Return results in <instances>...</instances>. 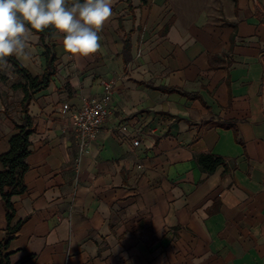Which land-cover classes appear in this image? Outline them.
<instances>
[{"label": "crops", "instance_id": "0c3cea01", "mask_svg": "<svg viewBox=\"0 0 264 264\" xmlns=\"http://www.w3.org/2000/svg\"><path fill=\"white\" fill-rule=\"evenodd\" d=\"M130 3L112 0L90 57L50 38L55 73L28 107L26 191L11 198V227L24 223L9 238L0 194L3 263L264 264V0ZM27 52L14 57L40 78L32 33ZM14 84L0 78V156L23 119ZM106 85L113 114L80 153L62 106ZM206 156L223 165L204 172Z\"/></svg>", "mask_w": 264, "mask_h": 264}, {"label": "clouds", "instance_id": "9594fccd", "mask_svg": "<svg viewBox=\"0 0 264 264\" xmlns=\"http://www.w3.org/2000/svg\"><path fill=\"white\" fill-rule=\"evenodd\" d=\"M112 17V0H0V67H10L11 56L28 59L31 32L50 28L62 35L70 58L90 57Z\"/></svg>", "mask_w": 264, "mask_h": 264}, {"label": "trees", "instance_id": "16d2710c", "mask_svg": "<svg viewBox=\"0 0 264 264\" xmlns=\"http://www.w3.org/2000/svg\"><path fill=\"white\" fill-rule=\"evenodd\" d=\"M131 11L130 0H125ZM141 4L145 5L147 0H139ZM33 35L39 37L40 42L43 44L45 52L44 57L46 61V69L44 74L39 77H33L26 68H24L14 56L8 57L7 62L11 66L15 75L20 76L23 83H17L12 86L13 89H19L22 91L23 98L20 103L21 113L23 115L21 125L15 124L17 133L13 135L9 140V150L7 153L0 156V163L3 166V171L0 172V194L2 199L3 209L5 211V217L7 222L6 236L16 234L24 220L18 222L15 226L11 227V222L14 217V207L11 202L13 196L21 195L26 191L23 177L28 170L26 158L30 154V136L33 133L32 123L28 116V107L35 93L45 90L55 73L54 64L56 62L55 54L52 52V48L49 46L50 38L54 34V30L51 28L44 32H31ZM127 50V48H125ZM163 92H168L166 89H162ZM200 168L206 173H212L218 166L223 165V161L212 156L201 157L198 159ZM6 243L0 246V264H4V260L8 258V255L3 254V250L6 247ZM29 258H25L19 261L17 264H24Z\"/></svg>", "mask_w": 264, "mask_h": 264}, {"label": "built area", "instance_id": "2783aa9c", "mask_svg": "<svg viewBox=\"0 0 264 264\" xmlns=\"http://www.w3.org/2000/svg\"><path fill=\"white\" fill-rule=\"evenodd\" d=\"M111 90L112 85H106L101 96L83 99L79 109H71L68 104L62 106V115L70 120L80 153L91 149L104 123L113 114L110 100ZM132 144L137 147L140 145V140L133 139Z\"/></svg>", "mask_w": 264, "mask_h": 264}, {"label": "rangeland", "instance_id": "374dc122", "mask_svg": "<svg viewBox=\"0 0 264 264\" xmlns=\"http://www.w3.org/2000/svg\"><path fill=\"white\" fill-rule=\"evenodd\" d=\"M6 74V73H5ZM7 75V74H6ZM8 76L10 77V79L9 78H7V76H0V78L3 80V82L5 83V84H11V83H17L19 80H21V77L20 76H17V75H15L14 73H13V71H10V73L8 74ZM7 81H9V82H7Z\"/></svg>", "mask_w": 264, "mask_h": 264}]
</instances>
